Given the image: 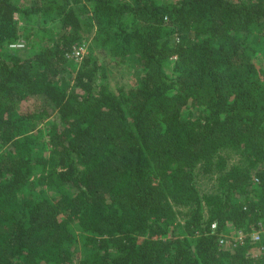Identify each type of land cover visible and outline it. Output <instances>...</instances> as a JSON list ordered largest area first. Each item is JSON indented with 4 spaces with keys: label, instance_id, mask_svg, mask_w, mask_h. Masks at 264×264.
Instances as JSON below:
<instances>
[{
    "label": "trees",
    "instance_id": "1",
    "mask_svg": "<svg viewBox=\"0 0 264 264\" xmlns=\"http://www.w3.org/2000/svg\"><path fill=\"white\" fill-rule=\"evenodd\" d=\"M263 231L264 0H0V264H264Z\"/></svg>",
    "mask_w": 264,
    "mask_h": 264
},
{
    "label": "rangeland",
    "instance_id": "2",
    "mask_svg": "<svg viewBox=\"0 0 264 264\" xmlns=\"http://www.w3.org/2000/svg\"><path fill=\"white\" fill-rule=\"evenodd\" d=\"M26 2V0H24ZM23 0H20V3L23 2ZM90 37V35H87ZM22 43L25 42V40H21ZM21 43V44H22ZM140 69L138 66H136L133 63H108V83L110 85V88L113 90H116L119 86L122 85H128L136 76L138 75ZM199 183L201 188L206 189V188H211L213 179L209 178L205 175H202L199 178ZM232 230L233 228L230 227ZM262 233V230H261ZM264 233V231H263ZM244 238V232L241 230H232L230 233H227L225 236L226 242H229L231 239H242ZM74 264H78L77 262H74Z\"/></svg>",
    "mask_w": 264,
    "mask_h": 264
},
{
    "label": "built area",
    "instance_id": "3",
    "mask_svg": "<svg viewBox=\"0 0 264 264\" xmlns=\"http://www.w3.org/2000/svg\"><path fill=\"white\" fill-rule=\"evenodd\" d=\"M18 44H21V43H18ZM85 48H86L85 45L75 46L72 54L74 56H76V58H80L83 55V53L85 52ZM253 237L255 239L261 238V230H259V229L258 230H255L253 232ZM223 241H224V239H223ZM225 241H226V239H225Z\"/></svg>",
    "mask_w": 264,
    "mask_h": 264
}]
</instances>
